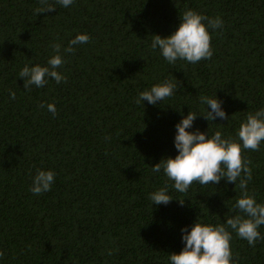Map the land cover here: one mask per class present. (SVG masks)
I'll return each instance as SVG.
<instances>
[{
  "label": "trees",
  "instance_id": "1",
  "mask_svg": "<svg viewBox=\"0 0 264 264\" xmlns=\"http://www.w3.org/2000/svg\"><path fill=\"white\" fill-rule=\"evenodd\" d=\"M38 7L40 0H0V264H171L185 226L243 215L232 211L242 193L226 177L180 193L152 167L178 154L176 124L190 110L206 111L201 96L217 95L230 118L198 116L190 130L225 138L236 139L247 114L264 108V0H74L39 15ZM190 9L223 20L209 30L213 56L170 64L151 48L153 36L173 33ZM81 33L89 42L63 53ZM55 43L67 82L25 89L19 72L46 65ZM166 79L178 84L171 97L136 102ZM243 155L248 190L264 203V141ZM38 170L55 172L40 195L30 191ZM165 185L174 198L153 205L150 194ZM258 230L264 235V225ZM232 237L236 264H264V240L250 246Z\"/></svg>",
  "mask_w": 264,
  "mask_h": 264
},
{
  "label": "clouds",
  "instance_id": "2",
  "mask_svg": "<svg viewBox=\"0 0 264 264\" xmlns=\"http://www.w3.org/2000/svg\"><path fill=\"white\" fill-rule=\"evenodd\" d=\"M73 3L74 0H55L54 3L50 0H40V7L35 11L38 15L50 13L56 10V4L67 8ZM222 27L223 20L220 17L209 18L190 9L180 15L179 26L173 33L167 36L154 34L151 48L155 50L158 47L170 64H175L177 60L196 64L213 56L212 36L209 30ZM89 40L88 34H78L69 41L63 53H73L76 45L87 43ZM52 48L55 54L46 65L37 64L32 67L26 65L19 72V77L24 78L25 89L30 90L33 85L44 87L49 78L54 79L57 84L67 82V76L58 70L66 62L61 45L55 43ZM177 88L176 80L166 79L160 84L153 85L150 90L140 92L136 102L139 104L147 101L156 105L171 97ZM15 96L16 93L12 91L10 97L15 99ZM200 102L207 106L203 113L190 110L187 115H183L181 110L183 118L176 124L174 138L178 154L161 159L152 167V171L159 173L163 169L167 178L174 182L171 187L180 193L186 192L193 182L217 185L226 177V183L235 182L236 188L242 193L232 211L238 210V213L243 215L234 214L226 218V223L218 225L204 224L197 219L191 226V231L185 226L181 230L184 247L179 253L172 252L170 261L171 264H236L231 249L233 231L240 238L246 239L250 246H255L257 240H264V235L258 230L264 225V203H257L255 195L248 190V182L252 179V169L249 166L251 161L243 155L245 150L258 151L261 142L264 141V108L247 114L246 120L240 125L237 138L234 139L225 138L221 131H215L210 135V128L207 132L198 128L195 131L190 130L198 116H203L209 122L216 121L218 117L222 120L230 118L222 107L223 101L217 95L215 98L201 96ZM47 108L53 116L57 114L54 103L48 104ZM54 179V171L38 170L33 177L30 191L36 195L50 191ZM173 198L169 194L168 185L149 196L153 205L157 206L167 205ZM179 202L183 205L184 199H179ZM111 254L109 252V255ZM3 255V251H0V258Z\"/></svg>",
  "mask_w": 264,
  "mask_h": 264
}]
</instances>
